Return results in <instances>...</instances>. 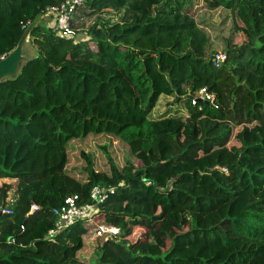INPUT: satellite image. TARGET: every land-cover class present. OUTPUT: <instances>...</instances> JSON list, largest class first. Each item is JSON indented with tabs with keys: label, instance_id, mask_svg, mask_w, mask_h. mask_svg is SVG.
<instances>
[{
	"label": "trees",
	"instance_id": "trees-1",
	"mask_svg": "<svg viewBox=\"0 0 264 264\" xmlns=\"http://www.w3.org/2000/svg\"><path fill=\"white\" fill-rule=\"evenodd\" d=\"M67 1L0 0V59ZM69 24L38 22L0 84V264H264V77L242 74L264 76V0H83ZM93 187L115 188L97 219L118 234L48 237Z\"/></svg>",
	"mask_w": 264,
	"mask_h": 264
},
{
	"label": "built area",
	"instance_id": "built-area-1",
	"mask_svg": "<svg viewBox=\"0 0 264 264\" xmlns=\"http://www.w3.org/2000/svg\"><path fill=\"white\" fill-rule=\"evenodd\" d=\"M83 5V0H71L62 3L59 7H51L48 12L53 16L49 27L57 35L68 38L73 36V31L70 28L69 17L75 13ZM224 53H217L213 56L212 62L214 67L225 60ZM215 95L209 93L205 88H202L197 96L191 99V104L197 106L199 110L204 105L215 106ZM149 184V183H148ZM115 188H99L93 187L89 193V197L93 200V204L79 205L78 196L71 195L65 198L63 204L52 209V214L56 219V223L52 229L48 231V237H53L57 233L73 226L77 222H83L85 226L91 231L92 238H109L118 234V229L112 226H106L102 220L97 219L99 208L106 201L109 195L114 193ZM8 201L13 203L15 200L9 198ZM39 210L36 204L30 206L29 213L32 214ZM1 215H9L12 212L0 205ZM23 230V227H21ZM9 242H15L14 238H10Z\"/></svg>",
	"mask_w": 264,
	"mask_h": 264
},
{
	"label": "water",
	"instance_id": "water-1",
	"mask_svg": "<svg viewBox=\"0 0 264 264\" xmlns=\"http://www.w3.org/2000/svg\"><path fill=\"white\" fill-rule=\"evenodd\" d=\"M49 12L36 16L24 30L17 45L0 59V84L4 81H15L21 74L22 69L32 60L30 48L26 46V38L31 29L38 23L49 24L51 22ZM1 217V213H0Z\"/></svg>",
	"mask_w": 264,
	"mask_h": 264
},
{
	"label": "rangeland",
	"instance_id": "rangeland-1",
	"mask_svg": "<svg viewBox=\"0 0 264 264\" xmlns=\"http://www.w3.org/2000/svg\"><path fill=\"white\" fill-rule=\"evenodd\" d=\"M233 19H235V16H233ZM77 29L78 30L84 29V22L83 21L78 22ZM237 30H238V34H239V40H238V45H239V44L243 43L244 41H243L242 28L240 27V24L238 22H237ZM30 52L33 54V53H35V50L30 49ZM241 64H243V66H244V61H241ZM242 74H243V77H245V78L246 77H250V78L252 77L253 81L261 80L262 77H264L261 74L257 73L256 70H255V73L253 75L252 70H249L247 68H245L242 71ZM83 154H86V153H83ZM144 234H145V229L141 230L140 232L135 233V235L131 237V241L134 242L136 239H140L142 241L145 240V237H143ZM103 239L104 238H102L100 241L102 242Z\"/></svg>",
	"mask_w": 264,
	"mask_h": 264
}]
</instances>
